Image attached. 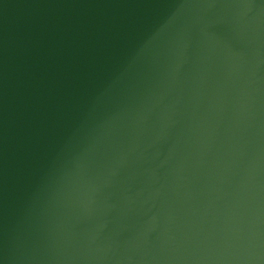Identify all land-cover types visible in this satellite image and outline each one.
Instances as JSON below:
<instances>
[{"label": "water", "instance_id": "obj_1", "mask_svg": "<svg viewBox=\"0 0 264 264\" xmlns=\"http://www.w3.org/2000/svg\"><path fill=\"white\" fill-rule=\"evenodd\" d=\"M0 264H264V0H0Z\"/></svg>", "mask_w": 264, "mask_h": 264}]
</instances>
